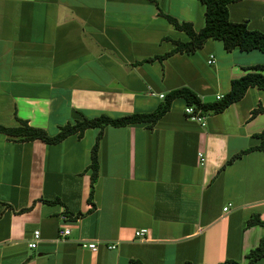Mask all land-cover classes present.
Segmentation results:
<instances>
[{
  "label": "crops",
  "instance_id": "1",
  "mask_svg": "<svg viewBox=\"0 0 264 264\" xmlns=\"http://www.w3.org/2000/svg\"><path fill=\"white\" fill-rule=\"evenodd\" d=\"M228 12L264 32V0H232ZM204 13L198 0H0V125L19 119L54 136L102 113L154 112L180 88L213 103L233 81L264 76L251 69L264 66L263 53L226 51L213 39L159 59L188 40L162 14L199 32ZM258 106L264 92L250 88L202 122L176 99L152 127H105L91 203L99 129L55 145L0 133V264H247L264 240V229L245 225L264 221V148L254 137L264 113L250 118ZM142 229L145 240L134 236ZM89 242L95 252L80 247Z\"/></svg>",
  "mask_w": 264,
  "mask_h": 264
},
{
  "label": "trees",
  "instance_id": "2",
  "mask_svg": "<svg viewBox=\"0 0 264 264\" xmlns=\"http://www.w3.org/2000/svg\"><path fill=\"white\" fill-rule=\"evenodd\" d=\"M205 7V25L199 31L195 32L190 23H179L176 19L162 14L167 21L172 24L177 30L186 34L188 40L186 42H176L174 49L165 54L159 59L162 60L174 54H192L196 50L202 48L208 39H213L222 42L226 51L238 49L242 52H251L258 50L264 54V32L253 31L248 29L245 23H232L229 20L228 5L232 0H198ZM253 71L262 70L264 66H256L251 68ZM256 88L264 92V76L259 73H249L239 80L233 81L231 90L220 101L213 103H203L197 95L187 88L176 89L164 96L162 103L159 107L151 113L143 114H128L120 116H110L108 114H99L94 119H83L82 121H75L68 123L59 129V132L50 136L48 133L39 128L30 127L25 121L17 119V126L7 128L0 125V133L9 137H14L20 142H33L40 140L48 145H55L62 142L64 139L78 135L81 137L88 129H99V134L96 142L91 150V163L88 166L90 171V196L88 202L91 203L93 198L95 184L98 179V144L102 137L103 129L107 126L110 127H126L138 124H147L152 127L159 119H161L169 110L172 102L176 99H183L187 106L193 107L195 110H202L204 114H220L224 112L232 104L240 101L247 90ZM264 113L262 106L256 107L250 114V118ZM260 140V145L255 149L264 148V130L254 136ZM253 149L239 153L232 157L227 164H230L237 157L245 154ZM57 203V202H53ZM246 227L260 226L264 229V221L259 216H252L247 222ZM247 264H253L260 259L264 258V240L262 239L259 246L251 250L247 256ZM140 264V263H136ZM191 264V263H187ZM222 264H236L234 262H224Z\"/></svg>",
  "mask_w": 264,
  "mask_h": 264
},
{
  "label": "built area",
  "instance_id": "3",
  "mask_svg": "<svg viewBox=\"0 0 264 264\" xmlns=\"http://www.w3.org/2000/svg\"><path fill=\"white\" fill-rule=\"evenodd\" d=\"M211 60L208 62L209 64L213 63V57L210 58ZM161 98H164L163 95L160 96ZM223 98L221 95L216 96L215 101H220ZM184 114L188 117L189 120L195 121V122H202L204 119V112L202 110H195L193 107L187 106L184 109ZM199 157V164H202L204 162V157L202 154H198ZM230 205H228L226 208H224V211L227 212L229 209ZM69 230L64 229L59 232L60 236H68L69 235ZM148 231L146 229L138 230L135 231V238L139 240H145L147 238ZM39 240V232L35 231L33 234V239L32 241L28 244V248L33 250L37 247V243ZM82 249H87L90 250L91 252H95L97 249V244L96 242H89V243H82L80 246ZM114 247H109V249H113Z\"/></svg>",
  "mask_w": 264,
  "mask_h": 264
}]
</instances>
